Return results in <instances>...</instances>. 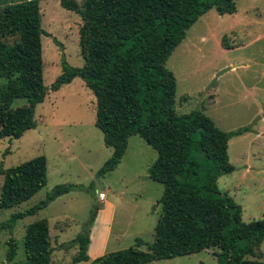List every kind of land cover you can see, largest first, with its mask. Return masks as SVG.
I'll list each match as a JSON object with an SVG mask.
<instances>
[{
	"label": "trees",
	"instance_id": "16d2710c",
	"mask_svg": "<svg viewBox=\"0 0 264 264\" xmlns=\"http://www.w3.org/2000/svg\"><path fill=\"white\" fill-rule=\"evenodd\" d=\"M237 0H60V6L77 14L80 54L84 61L71 67L62 54L61 74L49 87L43 82L39 0H20L0 12V140H17L34 129L35 108L49 92L83 81L95 98V127L102 133L111 156L97 171L99 178L121 163L128 139L138 136L156 152L149 178L163 186L160 215L152 243L135 245L90 259V230L98 207L69 247L76 246L72 264H150L189 256L216 248L218 264H264L255 248L264 241V215L244 223L241 207L217 181L234 171L227 154L229 141L251 132L249 127L219 130L201 109L189 114L175 112L176 79L165 64L185 39L187 31L208 11L219 16L236 12ZM5 38H13L8 44ZM57 47L62 44L52 38ZM23 99L22 107H12ZM0 209L20 205L47 184L46 158L3 169ZM91 186V185H90ZM82 185H56L36 205L13 213L1 224L12 229L17 220L36 214L57 198L74 191L89 192ZM24 264H50L51 245L46 219L25 228ZM145 246L146 250H140ZM6 259L11 262L17 241H7ZM249 257L258 259L252 260Z\"/></svg>",
	"mask_w": 264,
	"mask_h": 264
},
{
	"label": "rangeland",
	"instance_id": "374dc122",
	"mask_svg": "<svg viewBox=\"0 0 264 264\" xmlns=\"http://www.w3.org/2000/svg\"><path fill=\"white\" fill-rule=\"evenodd\" d=\"M18 1L0 0V12L4 6ZM75 1L81 4L84 0ZM39 7L41 28L50 36L41 37L43 82L49 87L61 74L62 54L71 67L83 66L79 47L81 19L62 8L60 0H39ZM52 38L62 44V49ZM5 40L10 44L14 39ZM165 66L176 79L177 115L201 109L221 131L242 127L256 131L229 141L227 154L234 171L220 177L217 186L241 207L242 222L260 220L264 215V0H237L236 12L230 15L219 16L214 9L208 11L187 31ZM4 83L0 78V89ZM25 104L18 99L12 107ZM94 122L95 98L83 81L75 78L60 90L49 92L45 101L36 106L34 129L17 140H0V168L38 156L46 158L47 167L46 186L26 202L0 209V226L13 213L42 201L56 185L91 187L89 192H70L48 208L17 220L11 230L0 227V264L25 263V228L41 219L48 221L54 248L50 264H72L77 247L69 244L80 232L81 224L89 219L92 205L99 211L103 200L114 206L106 252L129 248L136 239L153 242L163 193V186L148 175L156 152L143 139L132 136L118 167L99 178L96 173L112 150L105 147ZM245 165L251 172H246ZM2 181L0 175V188ZM102 191H106V198L100 200L97 192ZM93 226L90 235L95 241L97 228L103 226L102 219H98L95 231ZM9 238L17 241L11 262L6 259ZM140 250H146L145 246ZM217 252L218 249L210 248L150 264H218ZM259 252L260 261L264 262V241Z\"/></svg>",
	"mask_w": 264,
	"mask_h": 264
},
{
	"label": "crops",
	"instance_id": "0c3cea01",
	"mask_svg": "<svg viewBox=\"0 0 264 264\" xmlns=\"http://www.w3.org/2000/svg\"><path fill=\"white\" fill-rule=\"evenodd\" d=\"M231 70H233V69H231ZM215 93H216V89H214V91H213L214 95H215ZM251 131H252V133L256 132L254 129L251 130ZM246 134H251V132L250 133H246ZM244 167L246 168V172H248V171L251 172V169L249 168L248 165H245ZM105 192L106 191L97 192V194L101 195V194L104 193V195H105ZM61 197H59V198H61ZM59 198H57L56 200H58ZM104 198H106V197H104ZM48 206H50V204ZM48 206H47V208H48ZM113 213H114V206L112 204H105V200H103L102 207H101V209H99V211L97 213V217H96V219H95V221L93 223V225H94L93 226V231H95V229L97 227V223H98V219L99 218L102 219V225L103 226H100V227L97 228V230H96V240L95 241H93L92 234L90 235V243H89L88 252H87L88 256L90 257V259H94V258L99 257V256L103 255L104 253H106V251H107V243H108V240H109V235H110V230H111L110 224H111L112 219H113L112 218ZM99 225H101V222H100ZM99 230H100V232H99ZM99 233L101 235H99Z\"/></svg>",
	"mask_w": 264,
	"mask_h": 264
},
{
	"label": "water",
	"instance_id": "95a60500",
	"mask_svg": "<svg viewBox=\"0 0 264 264\" xmlns=\"http://www.w3.org/2000/svg\"><path fill=\"white\" fill-rule=\"evenodd\" d=\"M255 252L257 255H260L259 249L255 248Z\"/></svg>",
	"mask_w": 264,
	"mask_h": 264
},
{
	"label": "built area",
	"instance_id": "2783aa9c",
	"mask_svg": "<svg viewBox=\"0 0 264 264\" xmlns=\"http://www.w3.org/2000/svg\"><path fill=\"white\" fill-rule=\"evenodd\" d=\"M99 197H100V200H102L104 198V195L101 194V195H99Z\"/></svg>",
	"mask_w": 264,
	"mask_h": 264
}]
</instances>
